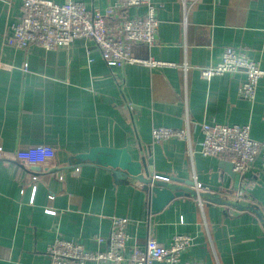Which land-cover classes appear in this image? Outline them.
Instances as JSON below:
<instances>
[{"label":"crops","instance_id":"1","mask_svg":"<svg viewBox=\"0 0 264 264\" xmlns=\"http://www.w3.org/2000/svg\"><path fill=\"white\" fill-rule=\"evenodd\" d=\"M50 1L103 10L124 0ZM151 1L158 7L156 43L135 45L132 56L185 63L186 72L109 67L85 40L50 51L35 45L16 50L2 36L20 21L21 3L0 1V264H49L46 249L55 238L104 251L114 216L128 219L126 254L143 249L147 239L168 245L186 235L192 242L181 264H264V164L257 158L251 172L234 179L228 157L198 152L202 123L249 125L250 137L264 142V79L250 103L238 92L244 71L210 81L199 72L217 65L225 47L264 70V0H198L186 13L179 0ZM144 12L118 9L113 18ZM186 120L190 151L178 140L152 142V128L182 129ZM37 145L54 149L53 173L14 160L16 151ZM94 147L126 148L133 160L190 193L152 212L151 192L141 183L75 159Z\"/></svg>","mask_w":264,"mask_h":264},{"label":"built area","instance_id":"2","mask_svg":"<svg viewBox=\"0 0 264 264\" xmlns=\"http://www.w3.org/2000/svg\"><path fill=\"white\" fill-rule=\"evenodd\" d=\"M0 1L10 3L12 0ZM19 1L22 17L17 24L10 27L9 34L2 36L4 45L16 50H25L35 45L50 51L68 48L75 40H85L90 41L99 50L103 62L109 67L121 68L125 65L140 64L148 68L180 67L184 72L188 69L185 63L178 66L152 59L133 58L132 49L135 45L149 48L156 43L158 7L151 0H124L121 4L103 10H90L83 3L75 1L64 4L50 0ZM179 1L183 13H186L198 0ZM131 7H143V16L121 21L113 18L115 10ZM236 71L245 73V80L238 90L239 96L253 103L258 81L264 79V70L259 62L250 59L245 53L225 47L217 65L199 69L200 77L205 81ZM200 132L202 139L199 154L202 157H228L233 173L245 176L252 171L257 158L264 164V142L250 137L249 125L202 123ZM150 134L153 143L178 140L185 142L189 151L191 150L192 130L188 120L182 129L154 127ZM2 157L3 149L0 147V159ZM14 160L27 170L36 167L46 173L55 165V151L47 145L31 146L16 151ZM155 178H158L157 175ZM198 189L200 185L196 183V192ZM32 191L34 195L35 188H32ZM127 223L128 219L125 217H111L107 248L104 251H86L77 243L55 238L46 249L49 264H181L182 253L191 246V237L175 235L168 245L147 239L143 249L133 247L126 254L129 240L126 233ZM102 242L103 239H97V243Z\"/></svg>","mask_w":264,"mask_h":264},{"label":"water","instance_id":"3","mask_svg":"<svg viewBox=\"0 0 264 264\" xmlns=\"http://www.w3.org/2000/svg\"><path fill=\"white\" fill-rule=\"evenodd\" d=\"M79 162L88 165H94L101 168H106L113 173L116 179H133L142 184L143 189L151 192V211H159L164 205L176 196L189 194L180 191L176 186L168 183L174 181L172 178L156 175L150 168L144 165L143 161H135L126 148H109V147H94L85 154H79L75 157ZM232 170L231 164L229 165ZM227 169L226 171L229 172ZM31 171H40L39 168L32 167ZM54 167L47 171L53 173ZM230 173V172H229ZM232 173V172H231ZM231 175V174H230ZM234 179H239V175L233 173ZM193 192H191L192 194Z\"/></svg>","mask_w":264,"mask_h":264}]
</instances>
